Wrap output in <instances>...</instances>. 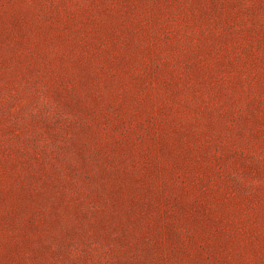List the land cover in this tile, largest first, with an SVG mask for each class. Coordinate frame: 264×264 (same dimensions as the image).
<instances>
[{
    "label": "rangeland",
    "instance_id": "1",
    "mask_svg": "<svg viewBox=\"0 0 264 264\" xmlns=\"http://www.w3.org/2000/svg\"><path fill=\"white\" fill-rule=\"evenodd\" d=\"M0 264H264V0H0Z\"/></svg>",
    "mask_w": 264,
    "mask_h": 264
}]
</instances>
